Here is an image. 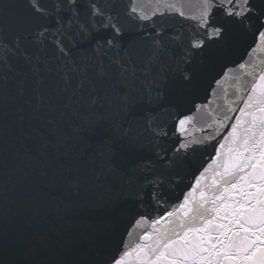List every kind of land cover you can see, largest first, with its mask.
Here are the masks:
<instances>
[{
    "label": "snow or ice",
    "instance_id": "1",
    "mask_svg": "<svg viewBox=\"0 0 264 264\" xmlns=\"http://www.w3.org/2000/svg\"><path fill=\"white\" fill-rule=\"evenodd\" d=\"M157 7L0 0V264H264V0ZM224 79L236 99L187 140ZM209 147L211 185L178 193ZM125 216L152 229L127 249Z\"/></svg>",
    "mask_w": 264,
    "mask_h": 264
},
{
    "label": "water",
    "instance_id": "2",
    "mask_svg": "<svg viewBox=\"0 0 264 264\" xmlns=\"http://www.w3.org/2000/svg\"><path fill=\"white\" fill-rule=\"evenodd\" d=\"M164 2L165 0H140V3L143 5V10L149 15H151L154 9L157 12L162 11L163 8H158L157 6ZM166 2L169 4H177V6L180 7L182 11L189 15L195 14L198 11L199 0H166ZM249 61L250 63H254L256 65L264 63V52H261L259 49H257L251 54ZM250 70V68L245 70L236 68L234 69V72L242 79H247L250 83L251 77L246 75V73ZM235 89L236 81L224 79L221 80L219 85H216V91L211 96H208L207 93L201 92L199 101L205 102V107L194 114L193 123L189 126V130L186 133L187 140L201 139L207 135L209 124H211L217 118H222L225 106L232 104V102L236 99ZM240 106L242 107V105ZM233 107H236V105H233ZM229 115L238 116L239 113H229ZM232 122H234V120ZM168 130L172 140L185 139V137H181L180 132L175 129L171 123H169ZM228 130L230 129H220L219 134L216 137L217 140H220V142L223 143L224 141L221 139V136H226ZM213 143H215V141H213ZM224 151H227V148H225ZM215 159V150L211 147L207 149V153H198L195 157V163L182 173L184 179L180 185V188L178 189V193H187L190 192L192 188L196 187L195 179L198 178L201 173H203L204 168H208V172L205 174L206 179L201 181L200 190H204L206 185H211L214 169L210 166L213 165V161ZM198 194L199 190L196 193L197 197ZM180 202H182V197L179 201H177L176 197L173 196L168 210L171 211L173 208H178ZM162 215H166L164 209H160L158 213L153 212L151 214L152 219H160ZM129 219L130 217L125 216L124 221L120 225L119 229L121 232H125L127 230L131 233L126 237V249L134 247L135 244L139 242V237L141 235L152 230L151 220H148L147 222H133L132 224H129Z\"/></svg>",
    "mask_w": 264,
    "mask_h": 264
}]
</instances>
